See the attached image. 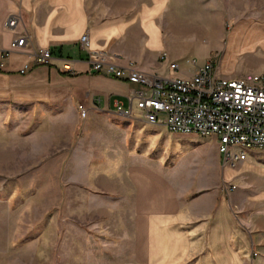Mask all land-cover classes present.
<instances>
[{
	"label": "crops",
	"instance_id": "crops-1",
	"mask_svg": "<svg viewBox=\"0 0 264 264\" xmlns=\"http://www.w3.org/2000/svg\"><path fill=\"white\" fill-rule=\"evenodd\" d=\"M11 14L18 22L5 28ZM23 34L24 50L0 55V94L20 102L67 99L85 114L131 107L133 115L135 100L130 103L128 96L140 87L91 72L82 34L89 48L114 54L117 63L160 73L167 72L159 60L163 52L181 60L193 40L209 37L215 49H198L205 61L213 58L221 76H241L264 65V0H0V54ZM38 47L51 49V63H34ZM64 58L71 60L72 72L60 69ZM26 63L29 68L21 72ZM138 117L145 122L140 133L154 130L149 142L167 133L164 124ZM216 152L218 163L208 159L206 167L216 178L207 187L183 190L174 180L149 173L133 184L137 234L126 264H264V167L256 161L258 152L248 150L234 167L222 164L217 141ZM222 182L235 188L224 192Z\"/></svg>",
	"mask_w": 264,
	"mask_h": 264
},
{
	"label": "rangeland",
	"instance_id": "rangeland-1",
	"mask_svg": "<svg viewBox=\"0 0 264 264\" xmlns=\"http://www.w3.org/2000/svg\"><path fill=\"white\" fill-rule=\"evenodd\" d=\"M204 38L174 60L183 73H192L187 60L205 62L198 49H215ZM17 99L0 94V264H126L137 234L134 183L149 173L196 190L216 178L206 170L218 163L214 137L167 131L151 143L154 130L140 133L134 107L133 115H81L67 99ZM252 149L264 167V147Z\"/></svg>",
	"mask_w": 264,
	"mask_h": 264
},
{
	"label": "built area",
	"instance_id": "built-area-1",
	"mask_svg": "<svg viewBox=\"0 0 264 264\" xmlns=\"http://www.w3.org/2000/svg\"><path fill=\"white\" fill-rule=\"evenodd\" d=\"M17 22L18 17L11 14L4 27L13 28ZM26 42L25 34L12 38L1 57L24 50ZM79 42L87 52L91 72H104L140 87L128 99L130 103L135 100V107L146 122L164 124L172 133L213 136L222 164L231 167L245 160L248 150L264 147V74L221 76L213 58L203 64L189 59L186 63L192 73H183L179 62L169 60L164 52L159 60L166 64L167 72H146L133 63H117L115 55L103 49L89 48L87 34H82ZM32 54L35 64L53 60L48 47H38ZM61 60L60 69L72 72L71 60ZM28 68L26 63L20 71ZM79 108L85 115V108ZM117 112L130 115L131 107L122 110L118 106Z\"/></svg>",
	"mask_w": 264,
	"mask_h": 264
}]
</instances>
